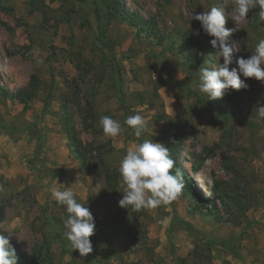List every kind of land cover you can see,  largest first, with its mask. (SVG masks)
<instances>
[{
    "label": "rangeland",
    "instance_id": "obj_1",
    "mask_svg": "<svg viewBox=\"0 0 264 264\" xmlns=\"http://www.w3.org/2000/svg\"><path fill=\"white\" fill-rule=\"evenodd\" d=\"M43 1L42 11L32 12L30 0H0V87L14 95L31 75L38 82L26 105L0 96V230L12 234L17 264H28L32 246L44 243L55 264H178L196 247L212 264H264V120L255 113L258 101L264 106V83L248 78L246 89L215 100L198 89L199 68L215 57L212 37L192 15L225 0H119L156 36L111 20L109 0ZM225 6V27L237 28L234 56L248 58L264 39L261 9L234 22L232 5ZM183 35L195 48L193 60L181 47ZM63 106L81 142L79 156L65 132ZM136 113L148 125L139 140L124 124ZM104 115L125 131L105 136ZM171 133L181 138L180 164L191 185L168 205L121 208V159L146 138L164 145ZM196 166L201 170L193 173ZM56 181L86 199L94 216L93 251L85 257L64 238L67 213L52 197ZM177 219L212 239L239 237V258Z\"/></svg>",
    "mask_w": 264,
    "mask_h": 264
},
{
    "label": "clouds",
    "instance_id": "obj_2",
    "mask_svg": "<svg viewBox=\"0 0 264 264\" xmlns=\"http://www.w3.org/2000/svg\"><path fill=\"white\" fill-rule=\"evenodd\" d=\"M225 4L232 5L231 19L234 22L244 21L249 11L256 8L261 9L260 16L264 18V0H225ZM225 4L192 15L203 32L212 37L210 45L215 60H204L199 68L198 83L199 91L208 100L222 98L229 90L246 89L248 78L264 83V39L259 40L248 58L235 57L237 42L231 37L237 28L225 27L229 19ZM221 59L223 63H219ZM234 63L236 66L230 68ZM259 103L255 107L256 118L264 120V106H259ZM124 124L133 130L138 140L148 128L145 118L139 113L127 117ZM99 126L109 138L118 137L125 131L119 121L107 115L101 116ZM174 166L169 149L162 143L146 138L134 144L119 163L123 185L119 206L140 211L155 209L176 200L183 191L184 180L182 170L175 168L173 171ZM55 184L52 197L67 213V218L63 220L64 238L73 251L85 257L93 251L90 237L96 229L94 216L85 206L86 199L78 200L71 186L66 187L57 181ZM11 237V233L0 230V264H17L18 257L10 244Z\"/></svg>",
    "mask_w": 264,
    "mask_h": 264
},
{
    "label": "trees",
    "instance_id": "obj_3",
    "mask_svg": "<svg viewBox=\"0 0 264 264\" xmlns=\"http://www.w3.org/2000/svg\"><path fill=\"white\" fill-rule=\"evenodd\" d=\"M30 5L33 10L36 11H42L41 6H44L43 0H30ZM40 5V6H39ZM106 14L109 16V18L112 20L114 18H117L121 21H124L127 25L136 27L139 29V31L145 30L146 33L156 36L155 29H153V26L151 24L144 21L141 17H138L137 15H134L133 13L129 12L126 7L119 1V0H109L104 4ZM97 23L100 31H103L102 25L100 24L98 16ZM142 24V26L138 27V25ZM145 26V27H144ZM188 35L182 36V43L181 47L186 50L185 55L188 60H193L196 58V51L195 48L191 47V40L188 38ZM161 41V40H160ZM103 42V41H102ZM198 43V42H197ZM105 45V44H104ZM198 45V44H197ZM37 79L35 75H31L28 85L18 91L16 94L12 95L8 91V89L4 86L0 87V96L3 99H16L18 102H20L23 105H26L28 102H30L33 99V93L34 90L37 88ZM47 106V105H46ZM62 110L65 115V132L67 135L68 140L70 141L71 147L76 155L79 156L80 150H81V142L77 137V131L73 125H70V116L67 113V109L65 106L62 107ZM83 125L87 126V119H82ZM164 146L169 149L171 158L175 161V168H179L183 172V180H184V188L188 189V185H191L188 174L186 171L182 168L180 164V156L178 154V151L180 148H184L181 145V138L178 137L175 133L169 134L168 138L164 142ZM104 166V163H102ZM200 169L199 166L193 167L192 172L196 173ZM107 174V171H106ZM106 180H108L107 175H105ZM211 192H214V189H211ZM220 203H224V199H219ZM201 202V201H200ZM234 206L240 210L241 212H245L246 208L242 207L240 204V201L235 200L233 203ZM230 215V213H228ZM4 221V215L2 212V209L0 208V223ZM178 225L182 227L185 231L195 234L197 236H200L204 241H206L209 244H214L217 246H220L221 248L225 249L232 257L235 259L239 258V253L237 251V242H239L240 238L235 237L228 240H221V239H212L207 237L200 229H198L193 224L183 221V220H176ZM10 244L14 248V244L12 240L10 239ZM15 249V248H14ZM24 264V263H22ZM28 264H55V261L53 259L51 250L49 248V245L47 243L44 244H36L33 245L31 248V258ZM178 264H212L211 258L209 253L206 249H200L198 247L194 248L193 251L185 258L179 259ZM227 264V263H222Z\"/></svg>",
    "mask_w": 264,
    "mask_h": 264
},
{
    "label": "bare ground",
    "instance_id": "obj_4",
    "mask_svg": "<svg viewBox=\"0 0 264 264\" xmlns=\"http://www.w3.org/2000/svg\"><path fill=\"white\" fill-rule=\"evenodd\" d=\"M203 188V187H202Z\"/></svg>",
    "mask_w": 264,
    "mask_h": 264
}]
</instances>
